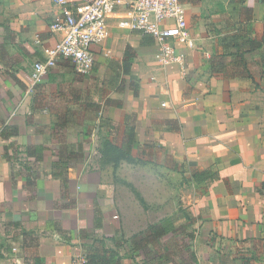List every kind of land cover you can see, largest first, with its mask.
<instances>
[{
  "label": "crops",
  "instance_id": "1",
  "mask_svg": "<svg viewBox=\"0 0 264 264\" xmlns=\"http://www.w3.org/2000/svg\"><path fill=\"white\" fill-rule=\"evenodd\" d=\"M183 1L184 69L160 65L150 35L111 24L89 73L61 59L29 91L61 4L0 0V130H18L0 136V264H73L180 218L179 205L189 221L166 235L185 238L181 264H264V0ZM112 65L128 67L123 85L103 82ZM131 128L130 159L103 158V141L125 149ZM128 253L118 264L144 258Z\"/></svg>",
  "mask_w": 264,
  "mask_h": 264
},
{
  "label": "built area",
  "instance_id": "2",
  "mask_svg": "<svg viewBox=\"0 0 264 264\" xmlns=\"http://www.w3.org/2000/svg\"><path fill=\"white\" fill-rule=\"evenodd\" d=\"M55 1L61 4L60 15L50 29L59 32L60 38L42 59L34 61L29 91L61 59L70 60L77 73H89L95 64V47L108 38L111 24L150 35L158 47L155 55L160 65L177 63L184 69V54L176 43L192 47L194 41L183 0ZM72 262L86 263L87 259L75 257Z\"/></svg>",
  "mask_w": 264,
  "mask_h": 264
},
{
  "label": "trees",
  "instance_id": "3",
  "mask_svg": "<svg viewBox=\"0 0 264 264\" xmlns=\"http://www.w3.org/2000/svg\"><path fill=\"white\" fill-rule=\"evenodd\" d=\"M147 36L148 35H143ZM145 38V37H144ZM152 41H149L148 43H151ZM263 42H264V27H263ZM18 132L17 126L15 125H3L0 130V136L3 138H8L10 136L16 135ZM134 139V131L133 128H131L129 134H128V143L126 145V148L123 149L122 147L117 146L113 142L109 140H104L102 143V150L101 154L103 158L110 160L114 162V164H117L119 160L121 159H130V148L133 143ZM5 149V156L7 159H9V155ZM43 152V147L40 145H33L28 146L25 149V153L27 155L34 156L36 160L41 159V154ZM195 179H196V173H195ZM102 224V214L99 211V209H95V227L100 228ZM25 233L29 234V232L24 231ZM168 233V228L165 225L164 222H156L148 226V228L145 231H142L140 233L134 234L131 236V238L127 241L128 245L130 246L129 251H142L144 253L146 249L155 243L158 242L163 236H165ZM187 237L192 238L193 234L188 233L186 235ZM99 243H102L98 240ZM185 244H181L182 249L185 247ZM181 249V248H180ZM187 251V250H186ZM120 255H118L115 251L105 248L104 246H97L92 251H89L86 254V259L88 264H118ZM190 257H194V255L190 254Z\"/></svg>",
  "mask_w": 264,
  "mask_h": 264
},
{
  "label": "rangeland",
  "instance_id": "4",
  "mask_svg": "<svg viewBox=\"0 0 264 264\" xmlns=\"http://www.w3.org/2000/svg\"><path fill=\"white\" fill-rule=\"evenodd\" d=\"M115 64L120 65L117 62ZM113 67L114 65H112L111 70L108 69L105 70V73L102 76V80H104L103 82L110 86L111 85L113 86L114 83H116L119 86V84L122 81V85H123L126 79L125 74L127 75L128 67L127 66L122 67V70L120 72H118L116 69H112ZM176 214H179L180 218L179 216L176 215L173 217L164 218L163 222L167 227L171 228L174 226H181L188 223L189 216L186 212V209H184L181 205H179ZM146 221H147L146 223H148L147 219ZM130 238H131L130 234L128 238H125L124 234H120V235L117 234L115 235V237L111 238L110 243L112 245H109L108 249L115 251L118 255H127L129 254L128 252L130 251H128L125 248V246L123 248L122 244L124 245V243L127 242ZM184 239L185 238L182 235H179L177 233L173 234L172 236L166 235L162 237L158 242L156 241L146 249V251L143 253L144 258L142 257L140 259V264H170V263L181 264V258L179 257L180 256L179 242H181L182 240L185 241ZM183 241L181 243L187 245V243ZM104 245H106L105 242ZM183 248L184 251H186L185 249L186 246ZM183 255L184 257H186L187 253L184 252Z\"/></svg>",
  "mask_w": 264,
  "mask_h": 264
}]
</instances>
